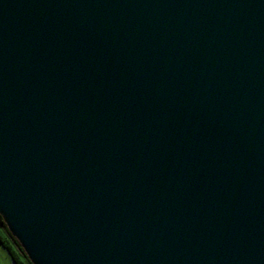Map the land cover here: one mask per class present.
<instances>
[{
	"label": "water",
	"instance_id": "95a60500",
	"mask_svg": "<svg viewBox=\"0 0 264 264\" xmlns=\"http://www.w3.org/2000/svg\"><path fill=\"white\" fill-rule=\"evenodd\" d=\"M0 215L31 264H264V0H0Z\"/></svg>",
	"mask_w": 264,
	"mask_h": 264
},
{
	"label": "trees",
	"instance_id": "16d2710c",
	"mask_svg": "<svg viewBox=\"0 0 264 264\" xmlns=\"http://www.w3.org/2000/svg\"><path fill=\"white\" fill-rule=\"evenodd\" d=\"M0 245L8 252L14 264H31L18 241L8 232L0 215Z\"/></svg>",
	"mask_w": 264,
	"mask_h": 264
},
{
	"label": "rangeland",
	"instance_id": "374dc122",
	"mask_svg": "<svg viewBox=\"0 0 264 264\" xmlns=\"http://www.w3.org/2000/svg\"><path fill=\"white\" fill-rule=\"evenodd\" d=\"M0 264H14L8 252L0 245Z\"/></svg>",
	"mask_w": 264,
	"mask_h": 264
}]
</instances>
